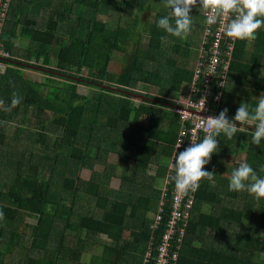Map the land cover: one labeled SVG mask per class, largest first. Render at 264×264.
<instances>
[{"label":"trees","instance_id":"obj_1","mask_svg":"<svg viewBox=\"0 0 264 264\" xmlns=\"http://www.w3.org/2000/svg\"><path fill=\"white\" fill-rule=\"evenodd\" d=\"M12 3L2 36L11 58L7 71L0 73V264H10L9 255L18 259L16 264H84L88 254H94L90 264H155L171 208L155 230L163 199L158 186L167 177L146 172L160 168L161 158H170L176 149L183 122L167 102L182 101L183 88L191 89L194 82L208 26L203 10L199 4L191 10V31L181 39L157 26L161 17L171 16L169 9L148 21L152 0ZM144 31L150 36L147 46L138 44ZM19 37L29 41L28 50L17 46ZM135 45L117 77L111 71L115 54ZM179 55L193 62L181 66L175 58ZM230 63L216 108L219 113L228 109L231 121L241 102L255 106L257 101L248 98L250 90L264 95V27L255 40H237ZM27 71L47 80L30 83L22 78ZM212 86L220 91L216 82ZM79 87L99 95L79 93ZM13 93L21 97L14 108ZM33 112L35 117H30ZM143 119L148 124H140ZM12 123L21 126L14 138L7 134ZM241 127L232 139L217 137L215 154L224 151L232 166H220L212 156L204 168L214 172V181H200L196 221L188 228L178 262L172 264H264V198L228 190L243 153V162L264 176V140L252 144L254 127ZM23 130L27 141L35 136L24 147ZM84 169L93 173L86 184L79 179ZM113 179L121 180L120 190L111 191ZM171 197L172 192L165 198L169 206ZM27 218L35 224L26 225ZM233 226L240 228L231 237Z\"/></svg>","mask_w":264,"mask_h":264},{"label":"clouds","instance_id":"obj_2","mask_svg":"<svg viewBox=\"0 0 264 264\" xmlns=\"http://www.w3.org/2000/svg\"><path fill=\"white\" fill-rule=\"evenodd\" d=\"M160 4L170 10L171 16L161 17L157 21V26L166 33L181 39L191 31L193 21L190 12L197 4L205 14V23L208 26L220 25L223 35L233 41L255 40L258 30L264 27V0H161ZM206 99V97H202L199 100L203 104L201 111L204 110ZM256 101L253 107H250L248 103L241 102L231 121L226 108L217 116H200L198 127L205 132L203 139L200 142L192 141L191 146L179 152L178 155L176 152L172 162L174 152L169 158L166 177L170 173V167L174 172L171 179L174 181L178 193L187 194L190 191H196L203 179L214 181V172L205 171L204 168L208 166L212 155L219 148L217 137L221 133L228 139H232L239 127L251 125L254 127L251 142L257 146L260 145L264 140V95H260ZM20 103L21 97L13 93L11 107L14 108ZM173 106V110L177 108V105ZM4 110L10 111L11 108ZM237 123H239V127ZM181 144L182 142L177 144V149ZM260 172L264 173V167H261ZM228 190L247 192L259 200L264 198V176L258 175L247 162H242L233 169ZM2 219H4V214L0 212V220ZM195 221L194 209L192 223ZM151 258L152 254L149 253L146 259L150 260Z\"/></svg>","mask_w":264,"mask_h":264},{"label":"built area","instance_id":"obj_3","mask_svg":"<svg viewBox=\"0 0 264 264\" xmlns=\"http://www.w3.org/2000/svg\"><path fill=\"white\" fill-rule=\"evenodd\" d=\"M13 0H0V73L7 68L10 62V54L5 50L2 36L5 35L6 24L9 19ZM211 37V39H210ZM237 40L223 35L220 25L207 26L204 35L203 47L200 51L201 58L194 69V82L190 85L188 100L179 102L173 111L182 117L183 126L179 133L178 143L182 142L180 148L174 150L171 162L175 153L183 151L191 146L192 141L200 142L205 132L198 127L200 116H217L216 105L221 104L223 90L226 85V78L231 68V60L234 56ZM7 71V70H6ZM5 73V72H4ZM216 82L220 88L219 92H214L213 83ZM203 85V88H200ZM206 97L204 110L202 102L199 100ZM219 97V99H217ZM223 134V133H221ZM170 162V163H171ZM206 166V165H205ZM166 179V186L163 190V199L156 216L154 229L157 230L165 222L167 209L171 208V216L166 223L168 232L164 236L163 244L158 249L155 257V264L177 263L187 239V231L194 219V209L198 189L187 194L178 193L175 189L174 175L172 169ZM172 192L170 206L165 198ZM151 255V254H150Z\"/></svg>","mask_w":264,"mask_h":264},{"label":"rangeland","instance_id":"obj_4","mask_svg":"<svg viewBox=\"0 0 264 264\" xmlns=\"http://www.w3.org/2000/svg\"><path fill=\"white\" fill-rule=\"evenodd\" d=\"M154 1V2H153ZM128 2L129 3H133V0H128ZM160 2H161V0H152V5H151V14L149 15V17H148V21H152V22H154L155 20H156V18H157V15H158V12H160V11H162V10H164V9H166L165 7H163V5L162 4H160ZM13 4V3H12ZM11 10H12V6H11ZM48 11L46 10L45 11V13H47ZM103 15H105V14H103ZM6 31V30H5ZM149 41H150V36H149V34H148V32L147 31H144L143 32V34H141L140 36H139V42H138V44H143V45H148L149 44ZM137 45V44H136ZM136 45L135 46H133V47H131L129 50H128V52L127 53H120V52H117L116 54H115V61H114V63L112 64V67H111V71H112V73L113 74H115L117 77L118 76H120L123 72H124V69H125V66H127L128 65V61L130 60V57L129 56H127V55H130L131 54V52L134 50V48H137L136 47ZM17 46H19L22 50H28V48H29V41L28 40H26V39H24V38H21V37H19V39L17 40ZM254 50V43H252V47H251V51H253ZM19 52V51H18ZM173 53H175V51H173ZM196 54H197V52H196V50H194L193 51V53H192V58H193V60L196 58ZM22 58L23 59H25L23 56H22ZM175 58L181 63V66H185V64L187 65L188 64V62L189 63H192L193 61H190L189 59H188V57H184V56H182V55H179V56H175ZM195 62V61H194ZM32 63H35V60H32ZM7 70V68H4V69H2V71H3V73L5 72ZM158 73H163V70H158ZM83 74L84 75H88V72L87 71H83ZM47 77L48 76H46V75H44V74H42L41 76L40 75H38L37 73H35V72H33V71H27V72H23L22 73V78H24L25 80H27L28 82H30L31 83V81L30 80H34V81H39V82H42V81H46L47 80ZM30 79V80H29ZM33 84V83H32ZM116 87V86H115ZM116 89L118 90V88L116 87ZM132 89L134 90V91H140V88L139 87H137V86H132ZM144 89H147V87H144ZM143 89V90H144ZM44 90V89H43ZM78 92L79 93H82V94H85V95H93L94 97H97L98 95H99V93H97L96 91H93V92H91V93H89V91H88V89L86 88V87H79L78 88ZM141 92H142V90H141ZM145 92H147V91H143V93H145ZM183 92L185 93L184 94V97L182 98V101H174V100H168V102H167V104H169V105H171V107L170 108H172V106L173 105H176V104H178L179 102H186L187 100H188V94H189V92H190V89L188 90V87H185V88H183ZM259 96L256 94V93H254L253 91H251L250 90V92L248 93V98L250 99V100H252V101H256V98H258ZM133 101L135 102V103H137V105H140L141 104V100L139 99V98H134L133 99ZM236 103L237 102H235V105H236ZM234 105V106H235ZM170 112L172 113V112H174L173 111V108L172 109H170ZM218 112H219V110H218ZM34 114V115H33ZM173 114V113H172ZM50 115V118H51V114H49ZM174 115V114H173ZM29 116L30 117H35V113L33 112V113H30L29 114ZM31 119V118H30ZM34 119V118H33ZM33 121V120H32ZM33 124V123H32ZM140 124H148V120L147 119H143V120H141V122H140ZM167 124V123H166ZM164 126H166V125H164ZM21 126H20V123H12V125L8 128V131H7V134L9 135V136H11L12 138H14V136H15V134H16V132H17V130L20 128ZM241 128H243V127H241ZM27 131V130H26ZM21 136H22V140H21V145H22V147H24L26 144H28V143H30L33 139H34V137L35 136H33L29 141H27L28 139H27V135H26V133H25V131L23 130V133L20 135V138H21ZM34 142H35V140H34ZM53 143V140L52 141H50L49 142V145L50 144H52ZM32 144V143H31ZM221 152V154H213L212 156H215V158L219 161V164H220V166L222 165V166H227V167H230V166H232V164H231V162L229 161V160H226V156H225V152L224 151H220ZM245 158H246V154L245 153H243V154H241L240 155V157H239V160H238V162H243L244 160H245ZM168 164H169V157H167V158H161V162H160V168H157V170L155 171V170H150V171H148L147 170V174H149L151 177H159V174H161L160 175V177H159V179H162L163 177H165V175H166V169H167V166H168ZM160 170V171H159ZM145 172V171H144ZM143 172V173H144ZM229 172H231V169H230V171ZM92 170H86V169H84L83 170V172H82V174H81V176H79V179H81V181L82 182H84L85 184L86 183H89L90 182V180H91V178H92ZM122 174L123 173H121V176H122ZM148 175V176H149ZM145 178H146V176H145ZM159 184V183H158ZM166 184V181H165V178L164 179H162L161 180V182H160V184H159V186H158V188H160L161 190H164V188H165V185ZM121 186H122V182H121V180H118V179H113L112 181H111V183H110V188H111V191H117V190H120L121 189ZM155 186H154V184H153V188H154ZM150 193H152V192H150ZM151 217V219H153L154 217H153V215H151L150 216ZM25 223H26V225L27 224H29V225H34L35 224V221H34V219H29V218H27L26 220H25ZM251 222L250 221H248L247 223H246V226H247V228H249L250 229V227H251ZM239 226L237 227V226H233L232 227V231H231V237H234L235 236V234L237 233V231L239 230ZM129 235H131V234H129ZM128 235V236H129ZM99 243H107V241L106 240H102V241H99ZM227 244H230V245H233V241H229ZM97 251H98V249H97ZM97 255H99V254H97ZM7 257V262L8 263H10V264H16V262L18 261V259L16 258V260L14 261V258H12V257H10V255L9 256H6ZM93 257H94V254H88V255H86L85 257H84V259H83V262H84V264H90V263H92V261H93ZM141 264H146V263H141Z\"/></svg>","mask_w":264,"mask_h":264},{"label":"water","instance_id":"obj_5","mask_svg":"<svg viewBox=\"0 0 264 264\" xmlns=\"http://www.w3.org/2000/svg\"><path fill=\"white\" fill-rule=\"evenodd\" d=\"M173 107H175V106H173Z\"/></svg>","mask_w":264,"mask_h":264}]
</instances>
